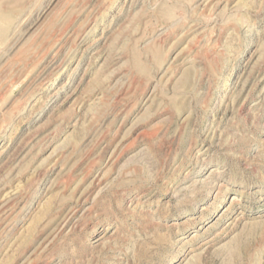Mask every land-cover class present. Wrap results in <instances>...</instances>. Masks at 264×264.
Segmentation results:
<instances>
[{"label":"rangeland","instance_id":"rangeland-1","mask_svg":"<svg viewBox=\"0 0 264 264\" xmlns=\"http://www.w3.org/2000/svg\"><path fill=\"white\" fill-rule=\"evenodd\" d=\"M0 28V264H264V0H0Z\"/></svg>","mask_w":264,"mask_h":264},{"label":"bare ground","instance_id":"bare-ground-1","mask_svg":"<svg viewBox=\"0 0 264 264\" xmlns=\"http://www.w3.org/2000/svg\"><path fill=\"white\" fill-rule=\"evenodd\" d=\"M4 25H6V23H4ZM3 27V26H2ZM1 29V28H0ZM2 30V29H1Z\"/></svg>","mask_w":264,"mask_h":264}]
</instances>
